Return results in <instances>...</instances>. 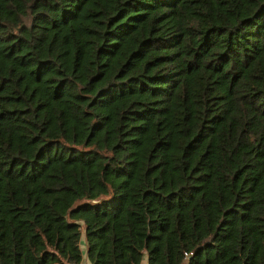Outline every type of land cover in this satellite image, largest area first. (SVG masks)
I'll return each mask as SVG.
<instances>
[{
    "label": "trees",
    "instance_id": "1",
    "mask_svg": "<svg viewBox=\"0 0 264 264\" xmlns=\"http://www.w3.org/2000/svg\"><path fill=\"white\" fill-rule=\"evenodd\" d=\"M264 264V0H0V264Z\"/></svg>",
    "mask_w": 264,
    "mask_h": 264
},
{
    "label": "crops",
    "instance_id": "2",
    "mask_svg": "<svg viewBox=\"0 0 264 264\" xmlns=\"http://www.w3.org/2000/svg\"><path fill=\"white\" fill-rule=\"evenodd\" d=\"M81 237L84 239V242H81V243H82V244H81V249L83 250V253L86 254L85 237H84V235H82ZM82 238H81V239H82ZM83 243H84V244H83ZM83 245H84V246H83ZM80 264H91V263L88 261V259H86V262L83 263V259H82V261L80 262Z\"/></svg>",
    "mask_w": 264,
    "mask_h": 264
},
{
    "label": "rangeland",
    "instance_id": "3",
    "mask_svg": "<svg viewBox=\"0 0 264 264\" xmlns=\"http://www.w3.org/2000/svg\"><path fill=\"white\" fill-rule=\"evenodd\" d=\"M82 238V237H81ZM81 242H84V239L82 238L81 239ZM82 244V243H81ZM84 244V243H83ZM84 246V245H83ZM82 252H83V250H82ZM82 259H83V263H85L86 262V259H87V256H86V254L85 253H83V257H82ZM82 261V260H81Z\"/></svg>",
    "mask_w": 264,
    "mask_h": 264
}]
</instances>
